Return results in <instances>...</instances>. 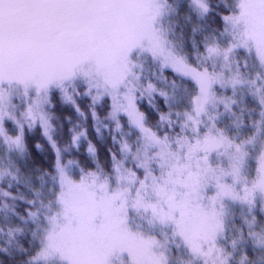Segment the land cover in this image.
Masks as SVG:
<instances>
[{
	"label": "snow or ice",
	"instance_id": "6c2138e0",
	"mask_svg": "<svg viewBox=\"0 0 264 264\" xmlns=\"http://www.w3.org/2000/svg\"><path fill=\"white\" fill-rule=\"evenodd\" d=\"M189 8L196 17L192 31L199 32L198 21L213 11L210 0H189ZM173 11L168 0H0V146L8 153H25L26 124L29 130L39 126L55 153L58 188L47 205L48 226L29 264H168L163 245L155 237L132 229V213L148 217L153 226L170 227L173 238H179L201 264H257L246 248L250 244L264 250V220L257 215L258 205L264 214V72L245 78L237 57L254 55L264 69V0H225L224 11L217 13L224 27L219 36L204 37L196 62L174 51L157 26ZM137 50L158 59L162 73L171 71L195 86L193 90L188 85L182 110L173 108L179 87L175 81L172 92L151 82L139 83L131 72ZM247 66L244 60L243 67ZM81 76L93 103L110 98L109 116L117 129L121 117H126L138 130L139 146L133 148L125 141L120 147L125 159L132 156L135 168L125 166L113 154L111 177L83 173V169L78 180L69 174L76 161L65 162L66 149L53 137L45 106L54 89L75 106L64 85ZM129 76L137 80L136 85H131ZM245 87L259 106L256 119L251 117L256 109H247L237 99ZM218 88L231 94H218ZM14 90L30 101L20 117L14 111ZM137 91L141 96L163 98L168 111L160 112L159 120L169 128L178 120L176 136H161L148 125L137 104ZM246 112L253 129L250 134L229 135L218 126L227 113L239 130L246 126ZM92 116L97 118L95 111ZM6 122L17 129L15 134ZM82 138H87L86 130L73 131L71 146L78 150ZM250 148L256 149L251 178L247 174ZM87 151L96 157L91 141ZM9 165L0 170V179L5 175L16 179L14 162L10 160ZM27 203L35 207L37 201ZM230 204L241 209L239 224ZM38 212L30 209L27 218L20 219L35 222ZM22 231L19 225L9 226L7 243ZM117 234L133 236L142 251L116 240ZM89 235L96 238L95 243L82 244Z\"/></svg>",
	"mask_w": 264,
	"mask_h": 264
},
{
	"label": "trees",
	"instance_id": "16d2710c",
	"mask_svg": "<svg viewBox=\"0 0 264 264\" xmlns=\"http://www.w3.org/2000/svg\"><path fill=\"white\" fill-rule=\"evenodd\" d=\"M168 2L176 11L164 20L168 25L166 33L172 40L176 52L196 62L197 57L203 52L204 37L219 36V31L224 27L217 13L224 11L225 0H210L213 11L203 20L198 21L201 25V31L196 33L192 31L196 17L195 14L190 12L189 0H168ZM237 59L240 60L245 78L250 79L259 71L254 68L249 57L243 53ZM244 60H247V68L243 67ZM209 67L211 68V65ZM216 70H220L219 61L216 64ZM158 74L161 76L162 82H164L163 86L167 91H173V81L177 83L179 87L175 95L180 90L186 92L188 85L194 90L195 86L191 82L187 84V82L174 76L171 71L162 73L159 69ZM152 75L156 76L157 74ZM217 91L220 94H231L230 90L223 91L218 88ZM85 95L72 96L79 106V112L76 110V106L65 102L62 92L57 90L51 93V101L48 106L50 120L54 128L53 137L62 149H66L64 151L65 162L69 159L76 161V164L69 169V173H72L71 176L79 177L82 174L81 169H83V173L98 172L101 177H111L113 175V154L118 159L123 160L125 166L135 168L132 156L128 155L125 159V154L120 151V147L125 141L132 145L133 148L139 146L140 134L138 130L127 122L126 117H121V124L119 129H117L116 122L109 117V109L111 107L109 100L103 99L101 102L92 105L91 98L87 94ZM147 99L139 100L138 106L145 113L148 125L160 135L165 132L178 134L180 132L178 120L171 128L159 120L160 112L168 111L163 98L158 94H154L152 102ZM237 99L247 109H256V111L251 112V117L252 119L258 118L259 106L256 104L255 98L248 92L247 87L239 91ZM93 107L96 108L97 118L95 119L92 116ZM220 110L223 111L222 106ZM248 116L249 113L246 112V126L239 130L232 123L233 117L227 113L220 118L218 126L224 128L229 135H234L239 131L240 136L243 137L253 131ZM173 119L176 120L175 116ZM6 125L9 129H13L11 122H6ZM82 130H86L87 138H82L80 148L77 150L71 146L70 137L73 131L80 132ZM89 141L97 148L95 158L87 151ZM25 142L27 151L23 153V158L19 163V171L13 170L16 179L8 175L0 180V227L4 228V231L0 233V249H8L7 252L0 251V264H29L32 256L35 255L40 246L39 229L45 222L47 214L50 213L47 205L53 200L54 192L58 188L57 179L54 178L56 176L55 153L42 136L39 126L31 130L26 126ZM34 144H38L40 147H33ZM250 152L252 157H250L248 162L247 174L251 178L255 176L256 163L254 156L256 149L250 148ZM3 192L10 193V196L5 197ZM12 197H16V199H12ZM29 200L37 201L35 207L27 203ZM5 205H8L7 209L4 208ZM230 207L236 215L235 223L239 224L241 212L239 205L230 204ZM30 209H39L38 219L35 222L29 219L25 223L20 217L27 218V212ZM137 215L141 224L147 225V227L150 225L148 217L143 214ZM257 215L264 220V214L259 212V205L257 207ZM16 225H19L23 231L17 235L11 244H8L7 228ZM230 231H235V229L230 227ZM33 233H35V236ZM221 243H225V241H221ZM246 252L250 257L257 260V264H264V250L254 249L249 244ZM190 260L192 264H201L200 261L193 260V258H184L183 256L170 260V262L168 261V264H186Z\"/></svg>",
	"mask_w": 264,
	"mask_h": 264
},
{
	"label": "rangeland",
	"instance_id": "374dc122",
	"mask_svg": "<svg viewBox=\"0 0 264 264\" xmlns=\"http://www.w3.org/2000/svg\"><path fill=\"white\" fill-rule=\"evenodd\" d=\"M173 13H174V11L170 12V13H166L160 19L159 24L157 26L161 29V31L165 35L166 39L170 42L169 46L172 47L173 50L175 51V48L173 46V42L166 33L168 25L164 22V20L167 17L169 18V16ZM221 39H225V38H221ZM150 56L152 57V55L146 51L137 50L135 56L133 57V65L131 66V72L133 74H135V76L139 77V83L140 84L146 85L147 83L151 82V83H154L157 88L159 87L160 89L167 91L165 89V87L163 86L164 82H162L161 76H159V74H158L159 69L161 70L160 61L158 59H154L153 57L151 58ZM248 57L252 61L251 63H253L255 69H258L259 71L264 72V69L260 68L259 64L257 63V61L254 57V55L251 57L250 56H248ZM217 71H219V70H217ZM152 74H157V75L155 76ZM128 79L130 80L131 85L137 84V80L134 79L132 76H129ZM64 87L67 89L68 94L72 95V96H74V95H78V96L82 95L83 96V95L87 94V91H88L87 82L82 76L77 77L73 81L66 82ZM57 91H59V90H57ZM180 91H178L177 95H175L176 100L173 103V108L180 107L182 110L183 107L187 103L188 94L185 91H181V92ZM223 91H226V90H223ZM59 92H61V91H59ZM168 92H170V91L168 90ZM92 94L95 95V90H93ZM218 94H220V93L218 92ZM136 96H137V104H138V101L142 100L144 98H148L147 100L152 102V97L154 96V94L149 96L147 93H145L144 95L141 96V92L137 91ZM88 97L91 98L90 95H88ZM105 99L109 100L110 106H111L110 98L105 97L104 100ZM91 101H92V98H91ZM29 102L30 101L27 100L21 93H19L18 90L13 91V103L16 105L14 111L18 117L21 116V113L24 111V109L27 106V103H29ZM91 104L94 105L95 103H93V101H92ZM48 106H49V104L45 106V111L49 114ZM75 106L79 108L77 103H75ZM93 111L96 112L95 107H93ZM110 112H111V107L109 109V113ZM26 126L27 125L25 124V128H26ZM9 130L13 134H15L17 132V129H15L14 126H13V129H9ZM165 134H168L170 137H174L177 135V134L176 135L170 134L167 132H165L163 135H165ZM163 135H161V136H163ZM141 143L142 142L140 139V144ZM22 158H23V154L16 153V152L8 153L3 146H0V170H3L5 168H9L10 167L9 161L11 160L15 164V167L12 168V171L13 170L16 171V169H18L19 163L22 160ZM69 174L72 175V173H69ZM7 176L8 175H5L3 177V179L6 178ZM79 177H74V179L78 180ZM50 214L51 213H48L47 215H50ZM130 223L132 225V229L135 232H140V233L144 234V236H146V237L147 236L155 237L159 241V243L161 245H163V248L161 250L165 252L166 256L168 257L169 262H170V260L180 258L181 256H183L184 258H192L191 254L184 247V245L181 243L179 238H173L172 230L170 232V229H171L170 227H163V226H159V225L153 226L152 224H150V225L148 224L149 225L148 227H147V225L144 226L143 224H141V222L138 221V215L136 213H132ZM47 226L48 225H47V222L45 220L43 225L40 226L39 237L43 236L44 229ZM95 239L96 238L94 236L89 235V236L85 237L81 241V243L84 245H90V244L95 243ZM115 239L120 241V242H123V243H125L131 247H135L138 251H142V247H141L139 241H137L133 236H125L123 234H117L115 236Z\"/></svg>",
	"mask_w": 264,
	"mask_h": 264
}]
</instances>
